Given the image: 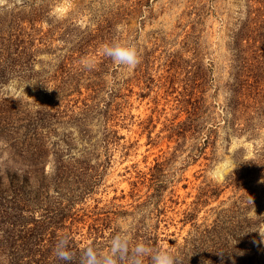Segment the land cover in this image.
<instances>
[{
  "label": "rangeland",
  "instance_id": "1",
  "mask_svg": "<svg viewBox=\"0 0 264 264\" xmlns=\"http://www.w3.org/2000/svg\"><path fill=\"white\" fill-rule=\"evenodd\" d=\"M11 10L38 19L29 77L0 57V264H55L62 233L103 248L130 220L178 264H263L264 0H0V22ZM117 39L138 48L135 69L102 56ZM63 134L87 165L75 180L96 184L57 229L66 205L12 157L51 161ZM254 232V249H230Z\"/></svg>",
  "mask_w": 264,
  "mask_h": 264
},
{
  "label": "trees",
  "instance_id": "2",
  "mask_svg": "<svg viewBox=\"0 0 264 264\" xmlns=\"http://www.w3.org/2000/svg\"><path fill=\"white\" fill-rule=\"evenodd\" d=\"M2 18H5L2 22L6 23V29L0 26V57H6L9 61H13L15 56L23 58L22 65L25 69L24 76L29 77L30 69L32 70V64L34 62V52L33 46L35 37V27L33 26L34 21L38 19V14L36 11L32 12H15L11 10L8 15H4ZM7 18V19H6ZM264 22V20L262 19ZM25 25L30 24L29 28ZM253 80L248 82V87L254 86L258 88V85L261 82L259 74L253 75ZM1 80V79H0ZM1 82H6V80H1ZM243 90V87L240 86V90ZM242 93V92H240ZM5 118L0 116V130L5 129L6 125L3 120ZM26 124H21V127L25 129L23 137L26 140H32L38 134L37 131L30 128V120L28 119ZM11 126V125H10ZM13 130L14 128L11 127ZM70 136L63 134L58 141L53 144V158L50 161L48 156L44 152H35V155H30L28 157H23L20 154L18 156L12 157L13 163L17 165L16 168L20 169V165L24 167L25 173L29 176H33L36 182V185L40 188V192H48L53 188L54 195L47 196L45 194L44 199L47 198L53 199L56 201L58 206L65 204V207H58L60 218L56 224V228L59 229L60 225H63L62 222L66 218H71V220H76V213L72 212V208L79 202H82L85 198V195L91 192L92 185L96 182L92 180L80 181L75 180L82 173V171H87V165L84 161H79L75 158L69 151L71 148ZM69 153H66L68 152ZM51 162L50 171L46 174L45 168L47 163ZM245 168L243 165L241 170ZM53 186V187H51ZM46 218H51L48 213L45 214ZM47 223L45 220L41 221ZM58 223H60L58 225ZM62 227V226H61ZM100 228L92 227V235H97L100 232ZM257 235V236H256ZM258 232H254L246 235L243 238H236L233 241V245L229 246L230 249H236L242 245L246 244L247 247L255 248V243L257 242ZM95 243V240H93ZM74 243L72 249L76 252L77 256L79 255L80 248L77 247L74 240H71V244ZM229 250V249H228ZM55 257V256H54ZM55 264H61L59 259L55 257L53 260ZM62 262V261H61ZM41 264H52L50 261L41 260ZM213 259L208 260V264H212ZM214 264V263H213ZM264 264V263H263Z\"/></svg>",
  "mask_w": 264,
  "mask_h": 264
},
{
  "label": "clouds",
  "instance_id": "3",
  "mask_svg": "<svg viewBox=\"0 0 264 264\" xmlns=\"http://www.w3.org/2000/svg\"><path fill=\"white\" fill-rule=\"evenodd\" d=\"M101 54L116 66L129 70L135 69L141 61L134 43L118 39L106 42ZM95 65V58H88L83 62V67L88 70ZM133 229L134 222L130 220L110 233L105 247H97L94 242L86 243L79 250L78 256L71 247V236L62 233L54 242L53 252L65 264H178V258L172 250L135 239Z\"/></svg>",
  "mask_w": 264,
  "mask_h": 264
}]
</instances>
